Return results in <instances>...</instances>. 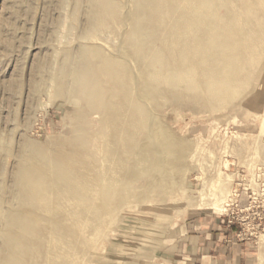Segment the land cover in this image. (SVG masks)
<instances>
[{"label":"bare ground","instance_id":"1","mask_svg":"<svg viewBox=\"0 0 264 264\" xmlns=\"http://www.w3.org/2000/svg\"><path fill=\"white\" fill-rule=\"evenodd\" d=\"M78 20L75 50L56 55V71L53 56L38 57L31 74L33 93L49 78L58 98L82 97L73 133L59 153L25 143L12 150L10 134L0 135V264H42L44 255L45 264H69L74 241L131 202L134 181L181 170L185 143L154 109L184 102L222 109L264 61V0H72L71 21ZM118 27L126 28L119 56L93 43ZM7 155L17 163L6 181Z\"/></svg>","mask_w":264,"mask_h":264},{"label":"rangeland","instance_id":"2","mask_svg":"<svg viewBox=\"0 0 264 264\" xmlns=\"http://www.w3.org/2000/svg\"><path fill=\"white\" fill-rule=\"evenodd\" d=\"M55 2L0 0V135L10 134L12 150L25 143L59 153V143L74 131L72 115L83 105L80 96L58 98L49 78L40 92L31 89L38 57L53 56L51 71H56L61 65L56 55L75 50L84 26L82 20L71 21L72 0ZM130 9L128 4L124 11ZM118 28L93 43L119 56L126 28ZM234 97L219 111L194 110L188 102L154 109L160 124L185 143L181 170L169 178L150 172L134 181L132 203L107 222L90 225L93 233L87 229L84 240L74 241L69 264H200L192 247L201 222L233 232L232 241L244 250L238 264H264V61L249 88ZM97 118L90 115L95 123ZM16 163L13 155L4 157L6 181Z\"/></svg>","mask_w":264,"mask_h":264},{"label":"crops","instance_id":"3","mask_svg":"<svg viewBox=\"0 0 264 264\" xmlns=\"http://www.w3.org/2000/svg\"><path fill=\"white\" fill-rule=\"evenodd\" d=\"M216 226V227H214ZM214 223L201 222L197 226L196 236L193 237L196 258L200 264H238V254L244 251L243 244L234 243L232 231L227 228L219 229Z\"/></svg>","mask_w":264,"mask_h":264}]
</instances>
